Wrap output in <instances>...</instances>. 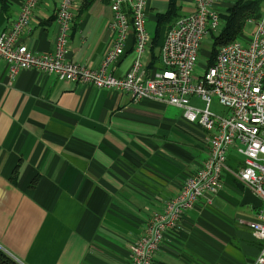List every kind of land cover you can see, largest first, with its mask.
<instances>
[{
  "label": "crops",
  "instance_id": "obj_1",
  "mask_svg": "<svg viewBox=\"0 0 264 264\" xmlns=\"http://www.w3.org/2000/svg\"><path fill=\"white\" fill-rule=\"evenodd\" d=\"M24 1L0 3V35L18 19ZM59 2L38 1L29 31L19 38L32 53H54ZM168 2L146 0L148 47L137 56L129 29L123 56L108 68L113 77H124L136 60L148 75L161 71L168 29L193 10L192 0H178L180 17L158 28ZM234 2L217 0L219 13ZM83 3L74 0L66 61L97 70L114 43L110 3ZM221 108L210 106L226 116ZM182 114L32 70L10 79L0 58V250L18 264H130V246L144 235L150 215L160 213L208 158L209 134ZM240 148L235 143L228 151L222 188L184 211L152 264L254 262L259 243L248 223L257 210L240 206L234 178L244 162Z\"/></svg>",
  "mask_w": 264,
  "mask_h": 264
},
{
  "label": "built area",
  "instance_id": "obj_2",
  "mask_svg": "<svg viewBox=\"0 0 264 264\" xmlns=\"http://www.w3.org/2000/svg\"><path fill=\"white\" fill-rule=\"evenodd\" d=\"M38 1L25 0L18 19L0 35V58L6 63L10 79L20 71L32 70L97 90L125 93L134 103L152 100L181 109L184 121L209 134L207 160L160 213L150 215L144 235L130 246V264H152L164 235L180 225L184 211L222 188V176L228 172V151L235 143L242 146L239 153L244 162L234 178L262 202L248 228L259 243L252 264H264V2L259 19L248 21L256 26L252 38L240 36L222 46L213 66L205 68L201 77L193 75L194 68L201 44L221 23L217 0H192V12L168 29L161 46L160 72L148 75L136 60L124 77L115 78L108 68L123 56L129 29L134 34L137 56L148 47L146 0H109L112 17L108 29L114 43L97 70L66 61L69 31L76 14L74 0L59 2L54 53L34 54L20 44V36L30 29ZM194 98L205 107L191 105ZM213 98L227 110L226 116L211 111Z\"/></svg>",
  "mask_w": 264,
  "mask_h": 264
},
{
  "label": "trees",
  "instance_id": "obj_3",
  "mask_svg": "<svg viewBox=\"0 0 264 264\" xmlns=\"http://www.w3.org/2000/svg\"><path fill=\"white\" fill-rule=\"evenodd\" d=\"M92 1L93 0H84V7L90 5ZM177 2L178 0H169L166 14L158 17V28L163 24H172V22H175L174 20H177L180 17ZM263 2L264 0H235L231 8H229L225 13L220 14V21L223 28L217 36H211L213 48L211 53L208 55L206 68L213 66L217 52L222 46L239 39L249 20L257 21L259 19ZM0 3L2 6H5L6 0H0ZM16 178L17 171L13 173L11 182L15 183ZM0 264L18 263L0 250Z\"/></svg>",
  "mask_w": 264,
  "mask_h": 264
},
{
  "label": "rangeland",
  "instance_id": "obj_4",
  "mask_svg": "<svg viewBox=\"0 0 264 264\" xmlns=\"http://www.w3.org/2000/svg\"><path fill=\"white\" fill-rule=\"evenodd\" d=\"M222 28H223L222 23H220L218 29L214 33V36H217L221 32ZM255 30H256L255 23L253 22L251 24V23L247 22V25L243 29V31L241 33V36L244 37V38L250 39V38H252L253 33L255 32ZM240 40L242 41L243 39L240 38ZM212 44L213 43H212L211 35L207 36L205 38V41H203V43L201 44V51H200V54H199V57H198V60H197L196 67L194 68V73H193L194 76L201 77L203 75L204 70L207 67L208 55L211 53L212 48H213ZM193 104L196 105L199 108H204L205 107V105L203 103H201V102L194 101ZM211 108H212L213 111L216 108L222 109L218 105V103H217L215 98H213V100H212Z\"/></svg>",
  "mask_w": 264,
  "mask_h": 264
},
{
  "label": "water",
  "instance_id": "obj_5",
  "mask_svg": "<svg viewBox=\"0 0 264 264\" xmlns=\"http://www.w3.org/2000/svg\"><path fill=\"white\" fill-rule=\"evenodd\" d=\"M238 190L242 195L240 206H251L253 210H258L261 207V200L257 198L250 190L247 188H244L243 185L239 184Z\"/></svg>",
  "mask_w": 264,
  "mask_h": 264
}]
</instances>
